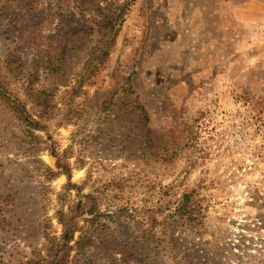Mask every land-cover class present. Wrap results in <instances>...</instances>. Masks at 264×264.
<instances>
[{"label": "rangeland", "instance_id": "obj_1", "mask_svg": "<svg viewBox=\"0 0 264 264\" xmlns=\"http://www.w3.org/2000/svg\"><path fill=\"white\" fill-rule=\"evenodd\" d=\"M98 1L124 13L116 45L74 97L94 42L80 34L68 44L56 114L37 132L47 142L33 149L0 105V264H27L46 230L62 232L56 212L68 178L45 177V166L58 171L48 144L82 193L113 214L99 234L122 264H264V0H63L62 8ZM47 2L0 0V75L23 100L20 69L32 55L13 26ZM13 51L23 56L20 68L7 62ZM136 103L148 123L132 111ZM191 190L205 212L201 227L176 223L175 251L144 240L135 259L123 260L120 242H134L136 219L150 226L147 208L167 213ZM68 195L75 200L77 189ZM92 253L81 264L109 262Z\"/></svg>", "mask_w": 264, "mask_h": 264}, {"label": "trees", "instance_id": "obj_2", "mask_svg": "<svg viewBox=\"0 0 264 264\" xmlns=\"http://www.w3.org/2000/svg\"><path fill=\"white\" fill-rule=\"evenodd\" d=\"M62 3L63 0H48L45 8L39 12L30 10L20 26L17 24L13 26L20 39L29 46L32 55L28 69L26 71L20 69L25 100L16 94L11 89L10 83L0 75L1 107L12 114L25 141L31 144L33 149L38 150L42 147V143L47 141H44L37 132L47 131V122L56 114V92L59 90L62 76L66 73L68 44L78 39L80 34H83L84 44L89 45V41L94 42L84 64V71L71 91L76 97L81 94L89 79L104 68L116 45L124 21V13L119 7L111 5L103 7L99 1L87 10L80 6H72L66 11L62 8ZM6 8L10 6L4 7ZM94 34L97 35L96 39L92 38ZM22 59L21 52L13 51L9 53L7 62L18 63L17 66L20 68L23 64ZM43 78L49 81L48 87L39 86ZM132 111L139 115L143 122H149L144 105L136 103ZM47 138L49 141L52 139L51 135ZM47 149L58 158V171L45 166V177L51 180L60 173L66 174L68 183L63 194L68 195L72 189H77L78 196L75 200H71L69 195L68 197L60 195V206L56 217L62 226V232L57 235L46 230L43 248L30 258L27 264H81L82 258L89 260L95 249L106 253L109 258L107 264H122L115 255L107 252V246H104L99 234L104 220L111 218L113 214L108 209L102 208L98 196L93 193H82V187L72 182L70 164L58 157L57 150L52 144H48ZM123 209L136 219V214L130 212L129 208H122L120 211ZM1 210L3 207L0 204V212ZM146 211L149 213L150 226L145 227L143 217L136 219L139 234L134 238V242H120L121 258L125 261L135 259L138 245L144 240L150 242L155 239L156 248L163 247L170 253L175 251L177 241L175 235L169 233V227H174L177 223L198 230L205 217L201 200L195 190L184 192L174 205L168 206L167 213L161 207L147 208ZM158 214L162 215V220H159ZM159 225H164L163 236H158L156 232ZM139 238H142V241ZM190 264L196 263L190 262Z\"/></svg>", "mask_w": 264, "mask_h": 264}]
</instances>
